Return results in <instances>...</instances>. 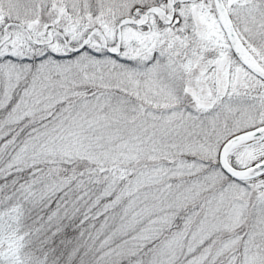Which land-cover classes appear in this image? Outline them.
Returning <instances> with one entry per match:
<instances>
[{
	"label": "snow or ice",
	"instance_id": "obj_1",
	"mask_svg": "<svg viewBox=\"0 0 264 264\" xmlns=\"http://www.w3.org/2000/svg\"><path fill=\"white\" fill-rule=\"evenodd\" d=\"M0 264H264V0H0Z\"/></svg>",
	"mask_w": 264,
	"mask_h": 264
}]
</instances>
